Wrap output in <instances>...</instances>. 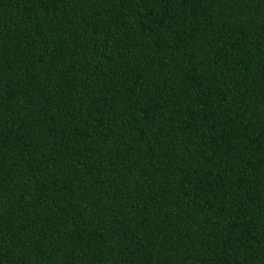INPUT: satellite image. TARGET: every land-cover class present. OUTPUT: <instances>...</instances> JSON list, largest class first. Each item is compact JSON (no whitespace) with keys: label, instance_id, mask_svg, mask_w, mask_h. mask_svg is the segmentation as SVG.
<instances>
[{"label":"trees","instance_id":"obj_1","mask_svg":"<svg viewBox=\"0 0 264 264\" xmlns=\"http://www.w3.org/2000/svg\"><path fill=\"white\" fill-rule=\"evenodd\" d=\"M0 264H264V0H0Z\"/></svg>","mask_w":264,"mask_h":264}]
</instances>
